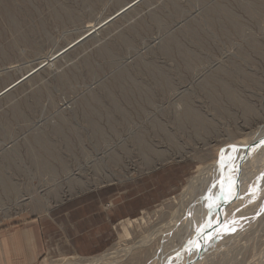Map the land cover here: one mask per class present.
I'll return each instance as SVG.
<instances>
[{
	"label": "rangeland",
	"instance_id": "1",
	"mask_svg": "<svg viewBox=\"0 0 264 264\" xmlns=\"http://www.w3.org/2000/svg\"><path fill=\"white\" fill-rule=\"evenodd\" d=\"M262 127L264 0H0V231L102 199L101 229L81 252L39 264L127 246L129 226L141 238L198 166ZM263 157L246 208L219 220L223 235L197 263L264 264Z\"/></svg>",
	"mask_w": 264,
	"mask_h": 264
},
{
	"label": "bare ground",
	"instance_id": "2",
	"mask_svg": "<svg viewBox=\"0 0 264 264\" xmlns=\"http://www.w3.org/2000/svg\"><path fill=\"white\" fill-rule=\"evenodd\" d=\"M263 137H264V127L254 132H251L240 142L235 143L233 147L229 150V152L219 161L212 162L205 166L204 165L198 166L194 174L187 180L186 184L183 186L181 193L177 195V197L174 196L170 198V200H173L172 201L173 203L169 202L170 204L168 203L169 205H166L162 210L153 213L154 218H150L152 220L148 226L149 228L147 229L146 233H144L141 236V238L133 239L129 226L126 228V235L124 236V240H126L128 243L129 240H131L130 243L127 244V246L124 247L116 246L99 256L80 258L79 262H74V263L95 264V263H100V261H103V263L109 261L107 264H118L119 262L126 260L125 258L127 257L129 258L130 255H132L135 251H142V252L146 251L145 253H147L148 258L146 261H144L145 263L143 262L144 264L202 263V262L197 263V260L198 259L201 260L200 258L202 254L201 250L203 251L206 250V248H204L205 244H207L210 241L212 242V240L215 238V235L219 233L221 229L223 235V228H221L222 222H220L219 220L223 218L224 219L223 223L225 222L227 223L225 218L227 217V220L229 221L228 219L229 216L231 217L234 213H236L235 210L238 207L242 206L243 204L242 199L244 198V194L246 193L249 185L248 183L249 176L256 172L257 167L260 166V164L258 165V163L262 162L261 157L264 155V153L262 152V150L264 151V142L262 143ZM260 151L263 154L262 153L260 154ZM166 156L165 158H163L160 155V158L162 157L161 158L162 164L169 161L166 158ZM148 168L149 169L146 170L147 173L156 171L155 169L158 168V166L156 165L152 168L150 167ZM255 178H253L254 182H255ZM250 182L252 183V181ZM237 196L238 199L236 201L235 200L233 201V199H235ZM252 201L254 202V200ZM262 202L263 200L261 201V203ZM258 203L259 202H256V204L259 205L258 208H260L261 204ZM262 206L264 207V204ZM242 208H246V207L242 206ZM253 209L255 208L253 207ZM50 211H51L50 208L49 209L47 208V212H46L47 215L50 214ZM243 212L244 210L242 211V213ZM239 214L241 216V213ZM251 214L253 213L251 212L250 215ZM246 215L248 216V214ZM240 216H238L237 218H239ZM243 217L247 218L244 215ZM251 218H249V220ZM254 218L255 216L252 218V220ZM231 220L232 218L230 219V221ZM247 220L245 219L243 220V222ZM219 222L221 223V226L219 225ZM233 222L230 223L233 224ZM240 224L241 223H239V225ZM243 224L244 223H242L241 225ZM230 227L231 225L229 226V228ZM236 227L237 226L235 225L234 229ZM247 228L248 225L246 228L243 227V230L245 231ZM226 230L227 232H229L228 229ZM226 230L224 227V231L226 235L230 234L227 233ZM237 230H240V226ZM217 236L219 235L217 234ZM231 236L232 235H230V238H228L229 241L232 239ZM216 238L215 240H217ZM226 239H224V241ZM222 240L223 239H221V241ZM209 249L210 247L207 248V250ZM150 253L151 255H149ZM203 253L208 254L207 252H203ZM215 253H216V249H215ZM206 256L207 255H205L204 257ZM206 260L209 261L208 259L205 258L204 261ZM61 264H66V263H61Z\"/></svg>",
	"mask_w": 264,
	"mask_h": 264
},
{
	"label": "crops",
	"instance_id": "3",
	"mask_svg": "<svg viewBox=\"0 0 264 264\" xmlns=\"http://www.w3.org/2000/svg\"><path fill=\"white\" fill-rule=\"evenodd\" d=\"M83 196L64 203L54 216L4 227L0 231V264H39L46 254L81 252L78 243L84 242L85 233L101 229L103 214L101 196ZM94 242L89 248H98L99 241Z\"/></svg>",
	"mask_w": 264,
	"mask_h": 264
},
{
	"label": "water",
	"instance_id": "4",
	"mask_svg": "<svg viewBox=\"0 0 264 264\" xmlns=\"http://www.w3.org/2000/svg\"><path fill=\"white\" fill-rule=\"evenodd\" d=\"M139 1H140V0H139ZM136 3H137V2H135L134 4H136ZM134 4H132L129 8L125 9V10L122 11V12H125L126 10L130 9ZM88 37H89V35H87L86 37H84L83 39H81L80 42L83 41V40H85V39L88 38ZM80 42H78V43H80ZM71 48H72V47H71ZM43 67H44V66H42L41 69H42ZM39 69H40V68H39ZM24 80H25V79H24ZM24 80H22V81H24ZM18 84H19V83H18ZM18 84H17V85H18ZM17 85H15V86H17ZM9 90H10V89H9ZM9 90H7L6 92H8ZM6 92H4V93H6Z\"/></svg>",
	"mask_w": 264,
	"mask_h": 264
}]
</instances>
